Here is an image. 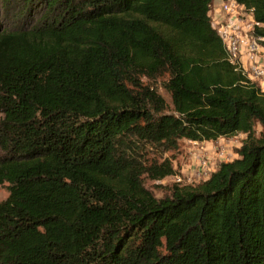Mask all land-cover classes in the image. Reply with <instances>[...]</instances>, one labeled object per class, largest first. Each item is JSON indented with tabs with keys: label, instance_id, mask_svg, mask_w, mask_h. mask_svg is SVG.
Instances as JSON below:
<instances>
[{
	"label": "trees",
	"instance_id": "16d2710c",
	"mask_svg": "<svg viewBox=\"0 0 264 264\" xmlns=\"http://www.w3.org/2000/svg\"><path fill=\"white\" fill-rule=\"evenodd\" d=\"M236 1L264 35V0ZM212 2L0 0L28 22L0 31V264H264V94ZM165 75L173 112L149 84ZM237 132L207 180L144 185L176 172L149 146Z\"/></svg>",
	"mask_w": 264,
	"mask_h": 264
},
{
	"label": "rangeland",
	"instance_id": "374dc122",
	"mask_svg": "<svg viewBox=\"0 0 264 264\" xmlns=\"http://www.w3.org/2000/svg\"><path fill=\"white\" fill-rule=\"evenodd\" d=\"M221 6V1H215L212 4V11L209 13L213 20L217 16V11ZM14 7H16L14 5ZM13 7V8H14ZM15 10L7 13L3 7L0 6V31L9 29L14 25L28 23L24 20H15ZM39 16V15H37ZM37 16L31 15L36 19ZM168 79L165 75L160 77L156 82H149L152 87L156 88L160 94L163 95L167 102V112H173V103L170 93L164 87V83ZM145 83H148L146 80ZM263 130L260 124L256 125V136L259 137ZM247 134L237 132L233 135L220 137L213 141H191L188 139H181L179 147L176 150L166 151L162 146H149L144 152L149 161L161 163L165 159L170 158L173 161L176 172L193 174L195 171L201 170V165L205 164L209 167L211 173L218 169L221 162L231 161L239 157L238 149L243 145ZM186 176V175H185ZM200 178L196 181L199 182ZM196 182V184H198ZM202 182V181H200ZM199 182V183H200ZM144 185L157 197L161 198L171 194L173 186L176 183L174 176H167L162 180L152 179L148 174L143 176ZM9 195L6 185H0V201L6 199Z\"/></svg>",
	"mask_w": 264,
	"mask_h": 264
},
{
	"label": "built area",
	"instance_id": "2783aa9c",
	"mask_svg": "<svg viewBox=\"0 0 264 264\" xmlns=\"http://www.w3.org/2000/svg\"><path fill=\"white\" fill-rule=\"evenodd\" d=\"M215 1H221V6L212 26L223 41L228 62L246 80L257 84L264 94V35L256 30L262 23L255 19L252 9L236 0H213L212 4ZM210 175L209 167L202 164L201 170L191 175L175 172L171 176L175 177L177 184L190 186L196 185L197 178L201 179L199 182L205 181Z\"/></svg>",
	"mask_w": 264,
	"mask_h": 264
}]
</instances>
